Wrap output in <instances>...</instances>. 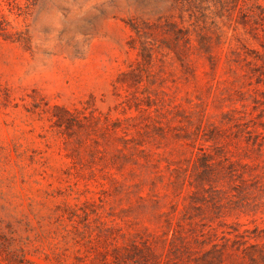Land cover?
I'll return each mask as SVG.
<instances>
[{
    "label": "rangeland",
    "instance_id": "obj_1",
    "mask_svg": "<svg viewBox=\"0 0 264 264\" xmlns=\"http://www.w3.org/2000/svg\"><path fill=\"white\" fill-rule=\"evenodd\" d=\"M0 264H264V0H0Z\"/></svg>",
    "mask_w": 264,
    "mask_h": 264
}]
</instances>
